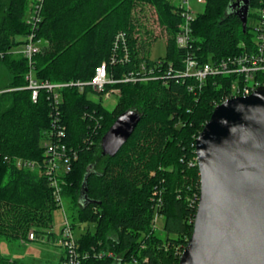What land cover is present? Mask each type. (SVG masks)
<instances>
[{
	"label": "trees",
	"instance_id": "trees-1",
	"mask_svg": "<svg viewBox=\"0 0 264 264\" xmlns=\"http://www.w3.org/2000/svg\"><path fill=\"white\" fill-rule=\"evenodd\" d=\"M204 1V11L189 22L190 41L179 48L176 35L185 20L174 0H0V69L9 76L0 90V237L39 233L57 208L48 180L15 165L18 158L43 160L41 140L54 112L46 89L32 101L25 75L32 71L53 85H86L105 62L107 75L118 82L105 91L121 93L112 110L91 101L88 86L57 91L61 142L77 156L58 183L60 200L71 205V224L94 228L75 239L84 256L79 264L179 263L199 197L195 139L214 107L232 96L237 79L216 74L198 83L179 74L182 60L205 64L254 52L251 28L264 3L249 0L243 33L241 8L232 7L237 0ZM152 12L166 39L165 55L157 60L147 56L157 38L146 22ZM31 15L40 18L36 26L28 23ZM31 34L41 50L28 61L12 52ZM128 73L134 79L120 82ZM128 110L137 111L140 121L113 157L102 156V136ZM154 216L163 219V236L155 232ZM0 264L16 262L0 255Z\"/></svg>",
	"mask_w": 264,
	"mask_h": 264
},
{
	"label": "water",
	"instance_id": "water-1",
	"mask_svg": "<svg viewBox=\"0 0 264 264\" xmlns=\"http://www.w3.org/2000/svg\"><path fill=\"white\" fill-rule=\"evenodd\" d=\"M234 5L246 33L249 0ZM140 118L121 113L100 140L101 155L113 157ZM195 155L199 197L178 264H264V87L216 105Z\"/></svg>",
	"mask_w": 264,
	"mask_h": 264
},
{
	"label": "built area",
	"instance_id": "built-area-1",
	"mask_svg": "<svg viewBox=\"0 0 264 264\" xmlns=\"http://www.w3.org/2000/svg\"><path fill=\"white\" fill-rule=\"evenodd\" d=\"M37 1L41 2L42 0ZM197 2L203 3L204 0H197ZM178 8L185 21L184 24L180 26L181 31L176 35V44L179 48H185L191 37L189 22L192 21L195 15L189 5V0H180ZM34 10L35 14H38V4L35 6ZM39 20L40 18L38 16L31 15L28 23L36 26ZM251 32L254 35V52L222 60L221 62H206L205 64H199L197 60L186 57L182 60L184 68L180 69L181 73L179 74L193 77L198 83H202L207 75H236V83L232 85V96L230 98L238 96L245 97L257 88L264 87V3L257 11V19L251 28ZM118 38L121 40L124 39L123 35ZM40 50V41H36L34 35L31 34L24 39L21 50H15L12 53L14 55L20 54L28 61H31L33 56ZM2 57L3 55L0 53V58ZM123 61L127 62V55H124ZM112 63H115V61L113 60ZM133 79V74L128 73L120 82L132 81ZM25 81L26 89L31 92V99L33 102L37 101L39 92L42 89H46L51 93L54 112L50 113V117L53 119L52 128L43 133L41 140V147L44 149L43 160L38 162L18 158L15 160V165L17 168L26 170H38L42 176L48 180L50 187L53 189L55 200L57 204H59L61 200L58 183L63 176L71 171L72 162L76 160L77 156L71 149L68 151L66 144L61 142L65 132L64 128L59 124L60 112L57 110V107L59 105L60 94L57 91L66 86H76L79 91L82 92L84 88L88 86L93 92L104 94L107 84L118 82L108 77L105 62L95 69L93 78L86 85L80 82H76L75 84L70 82L64 85H53L49 81L36 79L32 71H29L25 75ZM112 93H119V90H110L108 93L106 92L105 95L108 96ZM156 218L157 216L153 219V225ZM67 225L68 223L64 224L61 235L56 241L57 245L62 248L64 254L61 264H79L80 259L84 256L78 252L76 240L73 238L72 231L68 227L69 225ZM36 239L37 234L34 231H30L27 235V240L35 241Z\"/></svg>",
	"mask_w": 264,
	"mask_h": 264
},
{
	"label": "rangeland",
	"instance_id": "rangeland-1",
	"mask_svg": "<svg viewBox=\"0 0 264 264\" xmlns=\"http://www.w3.org/2000/svg\"><path fill=\"white\" fill-rule=\"evenodd\" d=\"M179 1L180 0H174L176 5H179ZM189 5L194 14H200L204 11L205 1L203 3H199L197 0H189ZM146 22L149 29L154 32V36L157 37L149 47L147 56L151 60L163 58L165 55L166 44L165 34L159 27L153 12L147 15ZM8 80V74L4 72L3 69H0V90L6 88V83ZM110 90H119V93H112L106 96V92L108 93ZM110 90L105 91L104 94H98L91 91L87 97L91 101H99L104 108L112 110L121 93L120 89L118 88ZM40 175L42 176L41 173ZM60 202L61 203L57 204V208L51 212L50 225L46 229L37 233V239L35 241L27 240V235L29 232L34 230H29L25 239L12 240L0 237V255L9 259L10 261H15L16 264H59V258L63 253V250L57 245L56 241L61 235L64 224L68 223L69 226H67L72 231L74 239L78 238L82 233L85 232V230L90 229L92 231L94 229L92 224H79V222H76L74 225H72L70 221L73 214L70 209L71 205L68 201L61 200ZM162 224L163 219L157 216L154 223V229L159 236H163L161 232ZM63 256L64 254L62 255V259Z\"/></svg>",
	"mask_w": 264,
	"mask_h": 264
},
{
	"label": "crops",
	"instance_id": "crops-1",
	"mask_svg": "<svg viewBox=\"0 0 264 264\" xmlns=\"http://www.w3.org/2000/svg\"><path fill=\"white\" fill-rule=\"evenodd\" d=\"M62 255H63V253L60 255V258H59V263L61 262V259H62Z\"/></svg>",
	"mask_w": 264,
	"mask_h": 264
},
{
	"label": "bare ground",
	"instance_id": "bare-ground-1",
	"mask_svg": "<svg viewBox=\"0 0 264 264\" xmlns=\"http://www.w3.org/2000/svg\"><path fill=\"white\" fill-rule=\"evenodd\" d=\"M73 225V224H72Z\"/></svg>",
	"mask_w": 264,
	"mask_h": 264
}]
</instances>
